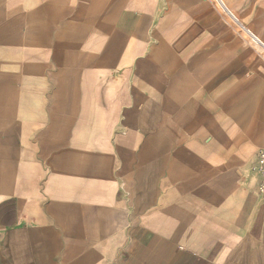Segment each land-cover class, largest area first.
I'll return each instance as SVG.
<instances>
[{
  "label": "crops",
  "instance_id": "0c3cea01",
  "mask_svg": "<svg viewBox=\"0 0 264 264\" xmlns=\"http://www.w3.org/2000/svg\"><path fill=\"white\" fill-rule=\"evenodd\" d=\"M264 0H0V264H264Z\"/></svg>",
  "mask_w": 264,
  "mask_h": 264
},
{
  "label": "built area",
  "instance_id": "2783aa9c",
  "mask_svg": "<svg viewBox=\"0 0 264 264\" xmlns=\"http://www.w3.org/2000/svg\"><path fill=\"white\" fill-rule=\"evenodd\" d=\"M253 171H257L260 174V179L257 182V191L259 194L264 195V149L258 152Z\"/></svg>",
  "mask_w": 264,
  "mask_h": 264
}]
</instances>
